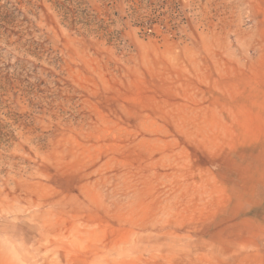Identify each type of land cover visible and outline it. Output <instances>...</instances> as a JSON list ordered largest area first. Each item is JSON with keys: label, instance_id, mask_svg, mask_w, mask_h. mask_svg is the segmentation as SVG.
<instances>
[{"label": "rangeland", "instance_id": "1", "mask_svg": "<svg viewBox=\"0 0 264 264\" xmlns=\"http://www.w3.org/2000/svg\"><path fill=\"white\" fill-rule=\"evenodd\" d=\"M0 264H264V0H0Z\"/></svg>", "mask_w": 264, "mask_h": 264}, {"label": "trees", "instance_id": "2", "mask_svg": "<svg viewBox=\"0 0 264 264\" xmlns=\"http://www.w3.org/2000/svg\"><path fill=\"white\" fill-rule=\"evenodd\" d=\"M141 26H148V25L141 24Z\"/></svg>", "mask_w": 264, "mask_h": 264}]
</instances>
